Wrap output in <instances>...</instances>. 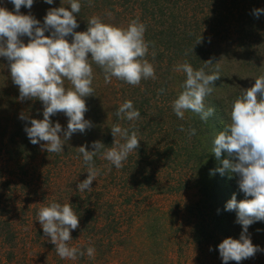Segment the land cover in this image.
Segmentation results:
<instances>
[{
    "label": "trees",
    "instance_id": "trees-1",
    "mask_svg": "<svg viewBox=\"0 0 264 264\" xmlns=\"http://www.w3.org/2000/svg\"><path fill=\"white\" fill-rule=\"evenodd\" d=\"M66 3L67 0H53V4L49 5L43 0H34L31 9L22 6L20 13L30 14L42 23L48 10L68 7ZM0 6L13 11L9 0H0ZM255 8H264V0H92L91 4L88 0H81L80 13L75 14L79 25L75 31H85L87 21L92 16L121 27L138 18L146 26L144 36L150 44L145 59L153 65L156 79H142L136 86L116 78L105 83L102 69L93 64L91 86L94 94L83 98L87 107L84 117L92 126L84 133H74L62 146V153H48L42 147L43 141L36 145L30 143L24 131L28 120H21L19 116L24 114L42 119V102L38 99H18V86L11 79L8 61L0 57V162L4 158L18 168H24L39 161L45 172L52 171L53 175H57L62 171L70 172L66 168L77 160L82 166L80 171L85 173L80 174L84 180L88 168L79 153L80 146H85L89 151L92 150L93 141L102 142L106 148L115 146L119 137L114 138L111 134L110 126L114 123L135 131L140 139L136 152L129 154L122 168L112 166L109 171V162L99 154L94 157V166L100 170L96 179L110 177L115 185L112 189H117L120 197L123 196L120 207H127V213L138 214V220L140 216L145 218L138 228L131 224L135 222V216L131 218L129 233L124 236L118 232L123 225L116 218L117 205L107 202L99 193L100 189L92 192L94 201L87 191L81 197L74 193L72 197L77 199L68 202L79 221L75 229V235H79V238L74 247L95 249L93 258L85 254L77 258L79 263L94 264L96 258L107 257L116 245L123 247L128 244L129 248L137 250L134 238L141 226L145 227L141 229L143 246L148 244L150 249L161 246V234L163 229L166 230L164 225L168 224L163 219L166 212L157 207L158 199L152 193H146L154 190L169 194L186 187L184 183L176 188L168 184L158 190L161 186L154 181V172L159 165L178 158L182 161L181 168H187L191 175H195V185L202 196L203 205L209 209L213 230L226 233L229 232V225H240L236 222L234 211L224 210L225 203L233 195L237 201L251 197H245L239 190L235 175L230 176L227 171L221 175L216 171L222 166L223 159L232 157L222 151L218 160L211 148L214 135L229 123L228 114L233 101L254 84V78L264 76V14L255 17L252 14ZM45 35L48 33L45 32ZM199 36L201 40L196 42ZM21 39L27 43L29 38ZM68 40L70 42L71 37ZM153 51L154 57L151 55ZM206 61L214 63L206 71L215 65L220 67L221 76L213 82V92L204 100L205 107H212L215 111L207 121H202L198 114L191 111H186L184 119H179L172 111L171 103L182 91L185 76L175 72L174 67L188 62L194 69H199ZM65 86L70 88L71 84L65 81ZM161 89L164 91L161 92ZM125 100L132 101L140 111L138 120L129 122L117 120L114 116L116 108ZM67 119L63 112L50 117L62 129L67 127ZM181 127L184 131H180ZM189 128H195L196 135L189 136ZM166 130L172 131L169 136L173 141L168 146L163 143L165 146L162 147V133H168ZM39 157L47 163L41 164L43 161ZM210 171L213 174L210 175ZM144 193L145 198L138 199ZM60 200L52 199L61 204L67 203ZM105 206L109 211L103 217H99L98 213L94 216V210L96 212ZM252 225L249 227L254 229ZM200 231L205 233L203 229ZM240 233L235 234L234 238H238Z\"/></svg>",
    "mask_w": 264,
    "mask_h": 264
},
{
    "label": "clouds",
    "instance_id": "clouds-1",
    "mask_svg": "<svg viewBox=\"0 0 264 264\" xmlns=\"http://www.w3.org/2000/svg\"><path fill=\"white\" fill-rule=\"evenodd\" d=\"M9 2L13 11L0 6V57L8 61L11 79L18 86V99L42 102V119L24 114L19 118L28 120L24 131L30 143L45 142L42 147L48 153H62V146L74 133H84L92 126L84 117L87 107L83 98L94 94L91 86L93 64L102 69L105 83L116 78L136 86L142 79H156L153 65L145 59L150 44L144 36L146 26L138 18L121 27L92 16L85 31H75L79 27L75 14L80 13L81 0H67L68 7L48 10L42 23L30 14L20 13L22 6L31 9L34 0ZM43 2L53 4V0ZM252 14L259 18L264 14V8L253 9ZM21 37H28V42H23ZM68 37H71L70 42ZM200 40L201 36L196 42ZM151 55L154 57L155 51ZM213 64L206 61L204 66L194 69L188 62H183L174 67L175 72L185 76L182 91L171 103L177 118L184 119L186 111L198 114L202 121L213 115L214 108H206L204 104L205 98L213 92V82L221 76L219 65L205 70ZM65 81L71 84L70 88L65 86ZM58 112L68 118L66 128L62 129L58 122L50 120ZM228 115L229 123L212 139L211 152L218 160L222 151L232 159H223L222 166L216 171L221 175L226 171L230 176L235 175L239 190L251 198L237 201L233 195L225 203V211L235 212L241 233L238 239L224 238L218 243L217 250L223 264L229 261L239 264L258 251H264L247 235L250 225L264 222V76L254 78V84L233 101ZM114 116L117 120L133 122L141 113L132 101L125 100L116 108ZM110 131L114 138L119 137L115 146L106 148L102 142L93 141L90 151L85 146L79 147L88 175L78 183V191L90 190L100 174L94 166V157L98 154L109 162L110 171L112 166L122 168L129 154L139 147L140 139L135 131L119 123L112 124ZM188 135H196V129L189 128ZM36 221L61 259L75 260L85 254L90 259L94 257V247L81 250L68 245L72 239L70 230L79 226L78 216L69 203L52 201L42 206L36 212Z\"/></svg>",
    "mask_w": 264,
    "mask_h": 264
},
{
    "label": "rangeland",
    "instance_id": "rangeland-1",
    "mask_svg": "<svg viewBox=\"0 0 264 264\" xmlns=\"http://www.w3.org/2000/svg\"><path fill=\"white\" fill-rule=\"evenodd\" d=\"M164 132L162 147L168 146L173 141L169 136L172 131ZM41 161H43L41 164L47 163L45 159ZM180 162L182 161L178 158L169 161L168 164L163 163L162 166L158 164L159 169L154 172L156 176L154 181L161 186L158 190L168 184H172L175 188L182 187L183 183L186 186L184 189L178 192L174 190L169 194L154 190H148L146 193L148 195L152 193L158 199L157 207L166 212L163 219L168 223L164 225L167 231L161 226L163 229L161 246L156 249L148 248V244L143 246L141 229L145 227L141 226L134 238L137 250H132L128 244L123 247L116 245L107 257L96 258L94 264H223L217 245L224 238H234L235 234H239L241 225L237 227L229 225L227 227L229 232L226 233L213 230L209 209L203 205L202 196L195 185V175H191L187 168L182 169ZM81 167L76 160L72 166L66 168L70 172L62 171L53 175L52 171L45 172L39 161L33 166L18 168L15 163L3 158L0 162V262L2 264H86L79 263L77 259H61L54 245L44 235L39 222L36 221L37 210L51 203L52 199L57 201L61 199L68 203L77 199L72 197L74 193L79 197L85 195L84 191L77 190L78 183L83 181L80 174H85L80 171ZM113 183L110 177L96 179L91 184L92 188L86 191L92 196V192L96 193L95 189H100L99 193L107 202H115L117 205L115 207L118 208L116 218L123 225L118 232L125 236L129 233L128 225L135 224V228H138L145 216H140L138 220V214L135 216V213L130 211L127 213V207H120L124 198L120 197L117 189H112L115 188ZM144 196L145 193L138 199L145 198ZM91 199L94 201L93 196ZM106 207L97 209L96 212L93 209L94 216L98 213L99 217H103L106 211H109ZM131 218H134L135 222L129 224ZM4 222L7 225H3ZM252 227L254 229L248 228L247 235L254 245L264 249V222H255ZM202 229L205 233L200 231ZM198 231L200 232L197 233ZM70 235L72 239L68 241V245L74 247L79 235H75V230L72 232L70 230ZM228 264H237V262L229 261ZM239 264H264V251H258L253 257L242 260Z\"/></svg>",
    "mask_w": 264,
    "mask_h": 264
}]
</instances>
